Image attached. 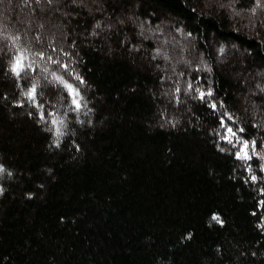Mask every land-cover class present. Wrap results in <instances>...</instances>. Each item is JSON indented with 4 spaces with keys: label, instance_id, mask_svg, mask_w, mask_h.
Instances as JSON below:
<instances>
[{
    "label": "trees",
    "instance_id": "obj_1",
    "mask_svg": "<svg viewBox=\"0 0 264 264\" xmlns=\"http://www.w3.org/2000/svg\"><path fill=\"white\" fill-rule=\"evenodd\" d=\"M101 1L144 27L69 5L62 54L0 20V264H264V72L245 105L237 57L217 64L236 43L264 68V0ZM163 27L197 42L179 72Z\"/></svg>",
    "mask_w": 264,
    "mask_h": 264
},
{
    "label": "rangeland",
    "instance_id": "obj_2",
    "mask_svg": "<svg viewBox=\"0 0 264 264\" xmlns=\"http://www.w3.org/2000/svg\"><path fill=\"white\" fill-rule=\"evenodd\" d=\"M42 2L43 3L40 4L39 0H30V1L28 0V2L27 1L23 2L20 0V2L18 3L17 0H0V20L2 19L4 20L5 15H9V16L15 15L20 20V28L23 30V32L26 35H28L31 32L33 33L34 31H37L39 33L41 39L36 40L35 43L40 47H44L46 51L47 49H49L48 45L51 46L55 45L57 50L54 51H57L59 53H62L63 50L67 51L69 49L70 46L62 44L65 43V41L69 36L71 37L74 36V33L70 29V25H69L70 19L74 16L73 15L71 16L69 5L83 4L85 9L89 11L91 15L97 13H99V15L101 13H105L106 16H110V14L114 15L110 9L108 10L105 9L104 3L101 0H42ZM167 17L169 18V16ZM168 18H165L163 21L165 25H167L170 22ZM114 19L118 23L129 21L131 22L132 26L136 27L137 29H139L140 27L142 28L144 27L142 25L141 18L132 12H126V13L120 12L119 14H117V16H115ZM255 24H257V27L259 26V22H256ZM113 27H114V23L111 22L110 24L105 25L104 29L108 31ZM96 29L94 30L95 32L93 31V33H91L93 34V36H95V34L97 33ZM152 31L153 32L156 31L154 37H152L153 34ZM157 32H159L158 29L147 30V34L149 35V37L152 40H154V43L157 44L158 46L165 45L166 41L168 42V40L172 39V43H168L165 46L166 49L169 47L172 50V54L167 55L168 58H166V61L164 63V65L167 67H172L173 69H176L179 72L181 70V64L186 62L192 56V55L190 56L188 52L192 51L196 54L199 52V48L195 39L190 40L189 42L186 43L183 42V44L180 45L182 35L176 29H174L173 32H170L167 28L163 27V34H157ZM77 35H79V38L83 42L89 40L90 37L88 33H83V32L77 33ZM173 40L175 42H173ZM175 44L178 45V47L176 51H173L172 48L176 46ZM63 47H65L66 49H64ZM229 47L230 49H227L226 55L219 56L217 64L221 69H223L224 67L226 68L225 66L227 64L226 57L230 56L229 59L234 56L237 57L238 67L237 68L228 67L226 68V71L234 79L237 78V80H242L245 78V83H247L246 85L247 92L241 94V97L243 98L245 105H247L251 97L254 94H256L258 91H260L259 86L263 87L262 86L263 82L261 79L263 75L260 73L264 72V68H261V70L260 69L257 70L255 68L251 69L247 67L245 63L244 49H240L236 43L229 44ZM3 49L5 50L6 46L3 43H1L0 44L1 55L5 54ZM16 51H17L16 53L17 56L20 54H23L24 56L26 53V51H24L22 48ZM252 80H255L256 83L251 85L249 83ZM73 89L79 93L76 99L80 100L79 89L76 87V85L73 86ZM67 91L69 92L68 96L70 95V99L72 102L73 93H71L68 89ZM163 91L164 92L162 93L166 97H172L166 86ZM58 97L61 99V94L58 93ZM190 99L191 97L189 95L185 96V102L186 100H190ZM183 101H184V97L182 99V102ZM53 119L54 121H56V123H54V127L55 129H57L59 125V120L56 117H54ZM167 121L168 122L164 123L165 125L172 124L171 119H168ZM233 131L234 130L232 128L227 129L226 137H228V139L234 136ZM258 150L259 149L257 148V151ZM241 153L246 154L245 145H242ZM262 159L264 165V158Z\"/></svg>",
    "mask_w": 264,
    "mask_h": 264
},
{
    "label": "snow or ice",
    "instance_id": "obj_3",
    "mask_svg": "<svg viewBox=\"0 0 264 264\" xmlns=\"http://www.w3.org/2000/svg\"><path fill=\"white\" fill-rule=\"evenodd\" d=\"M38 55H41L42 54H38ZM23 61H24V56L23 54H20L16 57L15 59V64L13 66V71L17 73V75L19 74V71L22 70V68L24 67V64H23ZM57 80H60L62 84L65 85V87L71 92L73 93V98H72V103L76 105L77 108L80 107V102L78 99H76V97L79 95L78 92H76L74 89H73V86L71 84H68L67 82L63 81L62 78L60 77H56ZM77 79H79V77H77ZM35 92H36V88L35 86L32 87L31 91L29 93H26V95H29V96H32L34 98L35 96ZM53 123H56V121H53ZM62 123V121L60 122ZM61 135V132L59 130V128L57 129V136ZM0 171H3L2 168H0Z\"/></svg>",
    "mask_w": 264,
    "mask_h": 264
}]
</instances>
